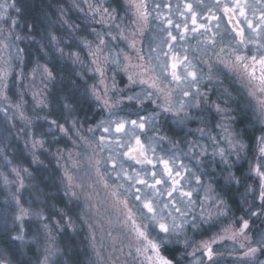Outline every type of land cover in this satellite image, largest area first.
Returning <instances> with one entry per match:
<instances>
[{
  "label": "clouds",
  "instance_id": "obj_1",
  "mask_svg": "<svg viewBox=\"0 0 264 264\" xmlns=\"http://www.w3.org/2000/svg\"><path fill=\"white\" fill-rule=\"evenodd\" d=\"M262 61L264 0H0V264H264Z\"/></svg>",
  "mask_w": 264,
  "mask_h": 264
},
{
  "label": "snow or ice",
  "instance_id": "obj_2",
  "mask_svg": "<svg viewBox=\"0 0 264 264\" xmlns=\"http://www.w3.org/2000/svg\"><path fill=\"white\" fill-rule=\"evenodd\" d=\"M187 7L189 8V10H191V5H187ZM225 11H232V10L231 9H225ZM196 23H197L196 17H195V15H193V24L195 25ZM200 27H203V25H201ZM262 63H264V61H262ZM173 67H175V64H173ZM122 127H123V125H119L118 130H119V128H122ZM262 150H264V149H262ZM246 226H247V222L244 223V227H246ZM206 247H207V254L209 256H211L213 249L210 246H206Z\"/></svg>",
  "mask_w": 264,
  "mask_h": 264
}]
</instances>
